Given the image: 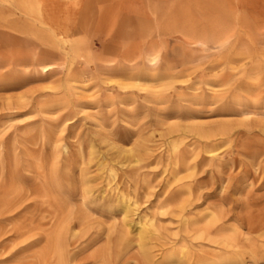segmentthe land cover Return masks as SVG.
Segmentation results:
<instances>
[{
  "label": "rangeland",
  "instance_id": "obj_1",
  "mask_svg": "<svg viewBox=\"0 0 264 264\" xmlns=\"http://www.w3.org/2000/svg\"><path fill=\"white\" fill-rule=\"evenodd\" d=\"M16 191L0 264H55L37 254L67 214L85 234L66 264L108 244L138 264L135 227L113 245L120 191L157 227L153 264H264V0H0V199Z\"/></svg>",
  "mask_w": 264,
  "mask_h": 264
},
{
  "label": "bare ground",
  "instance_id": "obj_2",
  "mask_svg": "<svg viewBox=\"0 0 264 264\" xmlns=\"http://www.w3.org/2000/svg\"><path fill=\"white\" fill-rule=\"evenodd\" d=\"M156 57L155 56H151L148 58V61L153 62L155 61ZM47 66H43L42 70H47ZM200 136H209L210 133L207 132L206 130H203L202 127L200 126H193L192 127ZM228 126L226 125H221L219 130L220 133L225 134L227 132ZM113 146V145H111ZM129 151H131V149H120L119 150V154L117 155H121V154H127ZM89 154L93 155L94 154V149L93 146L90 147L89 149ZM55 175V174H54ZM53 174H51V176H54ZM83 186H85L82 189H78V193L79 194H87L90 195L92 192V188L90 185V181L86 178H83L82 180ZM55 185V186H54ZM55 189L56 188V184L53 183H46V184H41V185H36V190L37 192H41L42 196L45 198L43 199L44 202H47L49 204V206L52 205H56L55 206V211L52 212V216L57 218L58 217V213L62 214L63 213V206H59V200L62 197H56V196H51L49 194H47L46 192H48L47 190L49 189ZM70 188L63 189L62 192L67 193L68 197H72L75 194V192H73L74 190H72ZM11 188H8L7 191L5 192V194L8 192H11L10 190ZM83 190V191H82ZM26 192V191H25ZM14 197L12 198H1L0 199V208L3 207V209L5 210H11L17 206L20 205L21 200L24 198V195H22L20 192L16 193L14 192L13 194ZM100 198L102 199H108L106 196L102 195L100 196ZM115 198L118 199L120 201L119 205L121 207V216H122V220L123 222L121 223V225L118 227L119 230H114L113 228L111 229V232L113 233V231H118L117 235L114 238V243L113 245L119 246V245H123V244H127L130 239H129V234L132 230V228H134L135 231V235H136V242L138 244L139 250H140V257H139V262L138 264H153L151 261V253H150V249H151V244L152 242L156 239V232L157 227L152 223H145L143 222V217H139L137 218V220H133L132 216L134 215L136 208H137V201L134 200V198L130 195H128L127 193H125L124 191H120L117 193V195H115ZM61 201V200H60ZM59 206V207H57ZM57 213V216L56 214ZM85 218V214L81 213L79 215V217H77V219L79 221H84ZM70 222H72L71 217L69 214L64 215V218L62 219V221H60V223H55L52 227V230L50 231V233L48 234V236H46V239L44 240L45 242V246L43 249H41V251L39 252V254H37V257L39 259V262L44 263L45 261L48 260H52L55 261V264H66L67 260H74L77 255L76 254H68L66 247L69 246L68 240L71 237L73 238H78L82 235H84L85 233H79L77 234L76 232H72V229L68 227V225L70 224ZM114 228H116L115 226H113ZM23 229H26L24 231H18V235L22 236L25 233L27 234L28 232L32 231L33 228H31V226H25ZM98 236V235H97ZM96 236V237H97ZM94 239H89V242L93 243ZM111 238H107V242H110ZM106 242V243H107ZM226 246L228 247H235V243L234 240L232 239H226L225 241ZM112 247L108 244L105 245L104 247L99 248L97 251H95V253L90 256L93 257L94 260V264H117L119 261L114 259L112 260ZM171 255V254H169ZM112 260V261H111ZM114 261V262H113ZM117 261V262H116ZM198 264H202V262H199Z\"/></svg>",
  "mask_w": 264,
  "mask_h": 264
}]
</instances>
